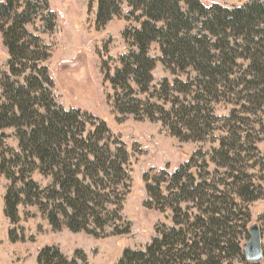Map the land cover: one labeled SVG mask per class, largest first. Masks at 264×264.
<instances>
[{
  "label": "trees",
  "instance_id": "1",
  "mask_svg": "<svg viewBox=\"0 0 264 264\" xmlns=\"http://www.w3.org/2000/svg\"><path fill=\"white\" fill-rule=\"evenodd\" d=\"M123 1L140 26L124 32L135 48L120 56L113 75H106L121 115H144L150 121H161L181 141H201L211 131L209 113L217 103L214 99H225L224 87L232 92L239 86L248 88L253 103L263 106L264 0L242 6L206 5L201 0ZM44 8L40 0H0V34L9 54L8 70L0 67V131L13 130L19 146V150L0 153V174L11 181L4 213L18 223V207L35 204L53 226L59 227L62 217L73 231L97 237L107 228L97 210L123 201V189L131 180L130 155L122 142H110L105 121L87 132L90 121L86 118L94 116L81 109H65L56 101L49 70L39 65L47 59V51L39 44L40 35L27 27ZM119 10L117 0H98L97 27L103 28ZM53 28L48 21L47 30ZM154 43L159 44L160 59L150 54ZM159 60L173 74L189 70L193 74L186 81L175 80L174 85L179 86L172 96L167 89L173 87L165 80L160 93L164 103L150 102V96L146 101L136 97L150 92L152 71ZM28 70L31 72L26 74ZM153 107L160 115L155 116ZM237 128L228 131L211 161L217 169L227 171L225 176L217 171L216 177L210 175L207 159L208 172H192L198 166L191 157L171 176L177 191L163 195L165 173H156L153 183H147L149 202L161 211L171 209L173 224L162 225L145 250H125L118 264H232L238 257L246 260L250 213L242 211L236 201H251L256 196L255 186L241 178L243 171L235 170L243 151L238 146L246 138ZM5 136L0 134V148ZM37 169L50 178L44 188L36 181H26L27 172ZM106 211L108 217L113 214ZM129 231L128 223L126 230L114 234ZM9 239L19 240L13 230H9ZM38 261L78 264L56 247L43 249Z\"/></svg>",
  "mask_w": 264,
  "mask_h": 264
},
{
  "label": "rangeland",
  "instance_id": "2",
  "mask_svg": "<svg viewBox=\"0 0 264 264\" xmlns=\"http://www.w3.org/2000/svg\"><path fill=\"white\" fill-rule=\"evenodd\" d=\"M201 1L206 5L242 6L252 0ZM117 3L119 14L103 28H98V0H40L45 8L35 22L27 27L40 35L39 44L45 46L47 59L39 62V65L46 66L49 70L54 81L52 91L58 104L65 109H81L93 115L95 119L86 118L90 121L87 132L93 131L100 121H105L110 129V142H122L126 146L130 155L131 180L123 189V201L121 204L102 205L103 208L97 210V214L107 225L106 230L99 231L97 237L73 231L70 224L62 221V217L59 219V227L53 226L45 212L35 204L20 205V221L12 223L4 213V197L11 181L0 174V264H40L39 253L46 247L58 248L78 264H118L125 250H145L162 225L173 224L171 209L161 211L155 207L154 202H149L147 183H153L156 173H165V181L161 187L163 195L177 191L171 182V176L191 157L196 158L198 166L193 167L192 172L203 173L204 169L208 172L204 166V160L207 159L210 175L216 177L214 171H217L225 176L227 171L217 169L211 161L215 160V152L228 131L237 127L236 130L241 131L246 138L238 146L243 151L236 160L235 170H242L241 178L249 179L255 186L253 196L256 199L244 202L237 200L236 203L242 211L249 210L248 231L255 223L260 226L264 253V103L262 107V104L253 103L248 88L239 86L232 92L229 87H224L225 99H214L213 102L217 103H213V112L209 113V118L212 117L208 125L211 131L201 141H181L161 121H150L144 115H121L115 107V90L106 75H113L120 66V56L135 48L133 40L125 37L124 32L138 28L140 23L130 13L131 8L125 1L117 0ZM48 21L49 24H54L52 30H47ZM150 54L157 59L161 58L159 44H152ZM8 58L9 54L0 34L2 71L8 70ZM30 72L28 70L26 74ZM189 73L193 74L190 70L173 74L159 60L152 71L150 92L136 97L146 101L150 96V102L164 103L160 100L162 83L167 80L173 87L171 90L166 88L167 94L172 96L179 86L174 85L175 80L186 81ZM132 86L138 89L134 83ZM143 106L151 108V104ZM166 107L169 108L170 105ZM152 110L157 111L155 116L161 113L155 107ZM236 122L242 124L243 128ZM3 132L6 136L1 138L3 147L0 148V153L8 154L9 148L19 150L14 131H0V134ZM234 134L236 132L233 136ZM26 181H36L44 188L50 183V178L37 169L27 172ZM106 210L113 211V214L106 216ZM128 223L129 232L114 234V231L126 230ZM9 230H13L18 241L9 239ZM78 251L80 253L74 255ZM232 264L251 263L238 257ZM260 264H264V258Z\"/></svg>",
  "mask_w": 264,
  "mask_h": 264
},
{
  "label": "water",
  "instance_id": "3",
  "mask_svg": "<svg viewBox=\"0 0 264 264\" xmlns=\"http://www.w3.org/2000/svg\"><path fill=\"white\" fill-rule=\"evenodd\" d=\"M249 233L250 239L244 244L246 260L250 263H260L264 258L260 226L256 223L253 224Z\"/></svg>",
  "mask_w": 264,
  "mask_h": 264
}]
</instances>
